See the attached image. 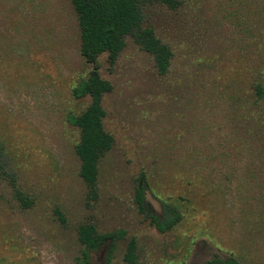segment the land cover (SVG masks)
I'll return each mask as SVG.
<instances>
[{"label": "rangeland", "instance_id": "obj_1", "mask_svg": "<svg viewBox=\"0 0 264 264\" xmlns=\"http://www.w3.org/2000/svg\"><path fill=\"white\" fill-rule=\"evenodd\" d=\"M143 14L170 47L171 66L159 75L129 36L114 63L99 56L112 87L101 98L103 127L114 142L92 199L78 173V130L66 122L89 103L72 89L92 67L71 0H0V264H79L80 223L125 231L88 264H204L230 253L264 264V222L250 221L264 210L255 150L264 124L248 130L227 107L264 82V0L153 3ZM140 174L156 213L162 201L181 211L171 230L138 212ZM131 238L135 263L124 259Z\"/></svg>", "mask_w": 264, "mask_h": 264}, {"label": "trees", "instance_id": "obj_2", "mask_svg": "<svg viewBox=\"0 0 264 264\" xmlns=\"http://www.w3.org/2000/svg\"><path fill=\"white\" fill-rule=\"evenodd\" d=\"M159 3L174 9L181 0H71L79 27V52L86 63L92 65L87 75L72 89L75 98L88 97L89 103L79 113L68 112L66 122L78 130V140L74 151L79 159V176L88 188L92 199L98 194L99 165L102 158L112 148L114 139L103 127L104 110L101 98L109 92L111 84L100 77L97 60L103 53L108 62L114 63L125 45L126 37H131L141 49L153 59V65L159 75H165L171 66L172 51L159 39L152 27L143 26V8L148 4ZM228 109L240 118L241 125L248 130L264 124V82H254L251 95L245 99L236 97L228 101ZM257 142L256 156L264 162V134ZM263 162H259L257 172L264 171ZM6 157L0 142V172L5 173ZM148 185L144 174L136 179L134 202L138 212L160 233L167 232L182 219V213L174 204L161 202V211L156 213L146 200ZM259 203V200H257ZM255 221L259 227L264 222V210L258 208ZM77 239L84 247L79 264H88L90 252L107 244L111 252L115 242L124 237L122 229L100 232L92 223H80L76 230ZM135 239L127 244L124 259L135 263ZM204 264H245L230 253L224 256L215 254Z\"/></svg>", "mask_w": 264, "mask_h": 264}]
</instances>
